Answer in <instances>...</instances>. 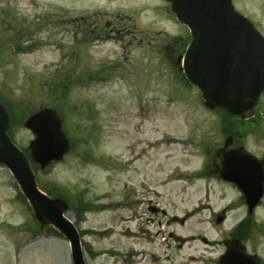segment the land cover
Masks as SVG:
<instances>
[{
    "label": "rangeland",
    "instance_id": "374dc122",
    "mask_svg": "<svg viewBox=\"0 0 264 264\" xmlns=\"http://www.w3.org/2000/svg\"><path fill=\"white\" fill-rule=\"evenodd\" d=\"M233 2L264 35V0ZM97 21L114 31L90 43ZM187 36L163 0H0V98L15 115L9 134L29 154L24 119L45 106L65 115L73 148L45 169L32 167L40 189L69 202L65 216L80 233L86 264H212L222 249L215 241L243 214L235 208L214 222L213 212L235 195L194 174L204 150L229 134L233 145L264 155V94L263 115L244 126L204 107L171 61L178 47L167 52L169 40ZM28 44L35 48L22 51ZM21 194L0 166V264H72L67 241L47 227L29 241L38 223ZM79 202L92 210L78 212ZM150 204L162 212L151 213ZM251 237L262 253L264 236Z\"/></svg>",
    "mask_w": 264,
    "mask_h": 264
},
{
    "label": "water",
    "instance_id": "95a60500",
    "mask_svg": "<svg viewBox=\"0 0 264 264\" xmlns=\"http://www.w3.org/2000/svg\"><path fill=\"white\" fill-rule=\"evenodd\" d=\"M168 1L176 19L190 30L181 69L188 82L201 90L204 105L223 108L242 119L252 117L264 91V39L234 9L231 0ZM25 125L36 134L29 147L33 160L41 167L60 159L68 149L60 122L51 109L32 115ZM7 127V117L0 105V162L11 170L40 224H51L61 231L70 242L74 264H84L76 228L63 215L66 202L37 188L29 162L10 141ZM230 140L226 139V145ZM234 154L235 151L225 154L221 171L223 177L232 181L235 171L227 165ZM234 255L235 251L229 249L225 259Z\"/></svg>",
    "mask_w": 264,
    "mask_h": 264
},
{
    "label": "flooded vegetation",
    "instance_id": "af4514ba",
    "mask_svg": "<svg viewBox=\"0 0 264 264\" xmlns=\"http://www.w3.org/2000/svg\"><path fill=\"white\" fill-rule=\"evenodd\" d=\"M226 151V148L221 149V147H217L214 150V154H212L211 159L208 161V167H209V172L212 173L216 178L219 177V169L221 167L220 163L222 160V153ZM255 157L260 161V165L258 167L257 171V178L260 177L263 185V195L259 199V202L252 207L251 214L248 213L249 205L247 203V200L243 196L240 188L237 185H232V188L234 189V195L235 198L233 201L229 202V204H226L222 209H220L219 214L214 213L213 216L214 218H217L218 216L225 217V213L228 210V207L232 205L234 208H242L244 210V215L242 217V220L237 224V228L234 231V234H230V237L235 238L239 240L240 248L245 250L248 254L254 256V262L255 264H264V256H261L258 254L256 251V243L257 240H254L252 238H244L243 237V232L246 230V227L250 223L249 215L253 217L257 216V211L263 207L264 205V155H259V154H254ZM241 167V166H239ZM224 183V182H222ZM209 189L206 188V193H208ZM153 209V208H151ZM223 244L225 246L226 244V239H224Z\"/></svg>",
    "mask_w": 264,
    "mask_h": 264
}]
</instances>
